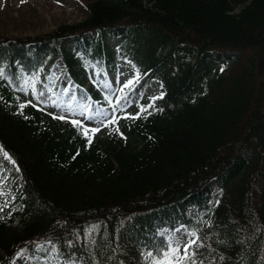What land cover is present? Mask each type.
<instances>
[{
    "label": "trees",
    "instance_id": "trees-1",
    "mask_svg": "<svg viewBox=\"0 0 264 264\" xmlns=\"http://www.w3.org/2000/svg\"><path fill=\"white\" fill-rule=\"evenodd\" d=\"M85 7L49 32L0 35V146L22 183L18 226L0 218V264L39 244L58 264H148L170 250L160 231L181 225L195 264H264V0ZM113 53L160 88L106 138L19 107L21 76L49 97L50 60L76 76Z\"/></svg>",
    "mask_w": 264,
    "mask_h": 264
},
{
    "label": "rangeland",
    "instance_id": "rangeland-1",
    "mask_svg": "<svg viewBox=\"0 0 264 264\" xmlns=\"http://www.w3.org/2000/svg\"><path fill=\"white\" fill-rule=\"evenodd\" d=\"M91 0H0V35L9 37L35 36L49 32L64 23H75L84 19L87 15L86 4ZM116 39H108L107 43L113 47ZM65 50L70 51L73 41L61 44ZM113 53V60L109 63H97L89 66L81 64L80 74L71 76L65 73L64 67L59 60L53 59L49 65L47 87L52 91L47 95L37 97L34 91L38 74L21 76L22 88L20 89L21 105H32L42 112L45 120L67 125L71 121H79L84 129L99 138H106L108 125L117 123L125 118L126 113L133 111L136 105L135 92L144 84L141 77L126 61H119ZM133 81L130 87H125L128 81ZM160 88L157 81L143 86L140 97H147ZM123 92H127L128 98L119 102ZM93 93L102 95L110 109L104 110L93 100ZM126 93V94H127ZM130 93L131 94L130 96ZM107 97V99H106ZM100 112V115L97 113ZM63 117V119L58 118ZM91 129H98L91 131ZM4 151L0 147V218L6 223L18 226L19 216L15 213L20 211L21 205L18 200L21 189V181L16 176V167L12 164L9 169L3 165ZM11 162V161H10ZM214 200L213 203H216ZM193 214V209L190 210ZM205 225L208 224L206 221ZM165 234L171 248L180 247L194 240V237L184 228H178L173 232L162 231ZM38 254L31 257L26 248H19L10 258L7 264H58L54 251L47 252L43 244L37 247ZM191 251L189 249V255ZM0 255L2 252L0 251ZM183 257V252L180 253ZM146 260L142 255L141 261ZM186 259H183V263ZM149 264H156L151 261Z\"/></svg>",
    "mask_w": 264,
    "mask_h": 264
},
{
    "label": "snow or ice",
    "instance_id": "snow-or-ice-1",
    "mask_svg": "<svg viewBox=\"0 0 264 264\" xmlns=\"http://www.w3.org/2000/svg\"><path fill=\"white\" fill-rule=\"evenodd\" d=\"M133 84V81H128L127 84L125 85V87H130ZM107 99V97H106ZM21 108L25 107V105H20ZM101 113L98 112L97 115H100ZM63 119V117H58ZM135 118V117H132ZM74 125L79 126L80 122L79 121H73L72 122ZM98 129H91V131H97ZM88 131H90L89 129H84V134L87 136ZM116 131H119V129H116ZM89 143H91V139L89 138ZM5 158L10 159L8 157V154L5 153ZM190 235L195 236V233H191ZM196 243L195 240H191L189 242H187L184 245V248L181 250L179 246H177L176 248H171L170 250H166L162 255H163V259H158L156 261V264H181V261L183 259H188L191 260V264H195V260L189 256V249L192 248V246ZM181 251L183 252V257H181L180 253ZM152 254L149 253V256H151ZM194 256V254H193Z\"/></svg>",
    "mask_w": 264,
    "mask_h": 264
}]
</instances>
